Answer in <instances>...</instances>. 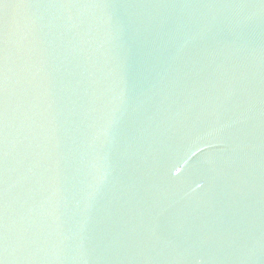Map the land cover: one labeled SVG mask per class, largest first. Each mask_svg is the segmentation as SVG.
Instances as JSON below:
<instances>
[{"label": "water", "instance_id": "obj_1", "mask_svg": "<svg viewBox=\"0 0 264 264\" xmlns=\"http://www.w3.org/2000/svg\"><path fill=\"white\" fill-rule=\"evenodd\" d=\"M0 264H264V0H0Z\"/></svg>", "mask_w": 264, "mask_h": 264}]
</instances>
